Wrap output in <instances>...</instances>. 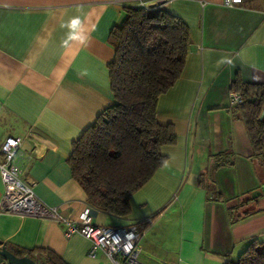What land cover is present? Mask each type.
<instances>
[{
	"label": "crops",
	"instance_id": "1",
	"mask_svg": "<svg viewBox=\"0 0 264 264\" xmlns=\"http://www.w3.org/2000/svg\"><path fill=\"white\" fill-rule=\"evenodd\" d=\"M145 1L189 29L182 74L157 104L158 122L172 124L177 141L161 149L167 160L131 197L127 217L90 207L92 223L139 226L161 211L142 232V262L235 261L250 242L264 244V169L228 106L231 84H264V0L249 9L222 0ZM128 4L136 0H0V144L21 139L22 180L71 221L89 205L67 161L73 142L113 104L107 40ZM64 229L0 213V241L16 256L37 261L51 252L62 264H111L101 253L88 257L89 242L65 238Z\"/></svg>",
	"mask_w": 264,
	"mask_h": 264
},
{
	"label": "trees",
	"instance_id": "2",
	"mask_svg": "<svg viewBox=\"0 0 264 264\" xmlns=\"http://www.w3.org/2000/svg\"><path fill=\"white\" fill-rule=\"evenodd\" d=\"M123 5L122 20L108 36L114 58L108 65L113 104L73 142L67 161L89 207L117 218L130 214L129 201L162 167L161 149L176 144L172 124L157 120V104L180 78L189 49V29L176 15L148 1ZM242 102L232 107L242 121L252 156L264 169V84L233 83ZM161 211L138 227L142 233ZM15 255V254H14ZM38 264H62L47 252ZM264 264V244L252 241L235 261Z\"/></svg>",
	"mask_w": 264,
	"mask_h": 264
},
{
	"label": "built area",
	"instance_id": "3",
	"mask_svg": "<svg viewBox=\"0 0 264 264\" xmlns=\"http://www.w3.org/2000/svg\"><path fill=\"white\" fill-rule=\"evenodd\" d=\"M136 1L143 3L144 0ZM254 1L256 0H222V5L226 8L243 6L249 9ZM241 102L240 94L229 91L230 108ZM0 154V179L3 185V195L0 199L1 214L52 220L63 224L65 238L78 235L89 242L87 254L90 258H96L101 253L111 264H145L140 260L142 233L137 225L129 227L94 225L89 206L79 215L78 221L69 220L56 208L43 204L22 180L24 157L20 138L6 137L0 144Z\"/></svg>",
	"mask_w": 264,
	"mask_h": 264
},
{
	"label": "water",
	"instance_id": "4",
	"mask_svg": "<svg viewBox=\"0 0 264 264\" xmlns=\"http://www.w3.org/2000/svg\"><path fill=\"white\" fill-rule=\"evenodd\" d=\"M0 264H38L29 256H16L0 241Z\"/></svg>",
	"mask_w": 264,
	"mask_h": 264
},
{
	"label": "clouds",
	"instance_id": "5",
	"mask_svg": "<svg viewBox=\"0 0 264 264\" xmlns=\"http://www.w3.org/2000/svg\"><path fill=\"white\" fill-rule=\"evenodd\" d=\"M74 23H78V21H74Z\"/></svg>",
	"mask_w": 264,
	"mask_h": 264
}]
</instances>
